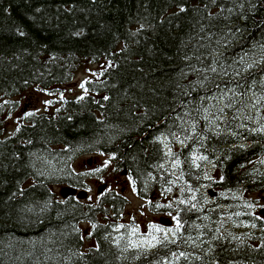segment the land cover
Segmentation results:
<instances>
[{"label": "trees", "instance_id": "obj_1", "mask_svg": "<svg viewBox=\"0 0 264 264\" xmlns=\"http://www.w3.org/2000/svg\"><path fill=\"white\" fill-rule=\"evenodd\" d=\"M100 62L83 99L32 115L8 137L0 127V264H264V223L235 200L264 193V0H0V97L64 86ZM164 137L184 193L219 194L211 209H174L181 237L197 219L208 246L137 249L115 222H97L108 209L117 216L120 195L96 205L55 198L54 186L84 188L69 163L96 153L140 197L166 189ZM82 223L96 225L87 251Z\"/></svg>", "mask_w": 264, "mask_h": 264}, {"label": "rangeland", "instance_id": "obj_2", "mask_svg": "<svg viewBox=\"0 0 264 264\" xmlns=\"http://www.w3.org/2000/svg\"><path fill=\"white\" fill-rule=\"evenodd\" d=\"M104 67L105 63L103 62L97 64L87 63L75 74L73 80L64 86L53 89L33 87L16 97H0V127L2 129V137L10 136L19 125L27 123V119L32 115L49 113L64 101L83 96L85 94V84L89 81H97L99 72ZM82 82L84 84V89H81L79 86ZM45 101H47V103H45ZM26 112L32 114L26 116ZM176 158L177 156L175 155L168 157V162L166 163L169 168L167 172L171 176L172 185L167 186L166 189L162 191L157 190L155 193H150L147 199H141L139 197L138 191H136L135 185L130 177L122 176L120 171L115 170L113 158L109 155L98 153L79 155L70 161L69 166L75 173H89V175H82L84 183V188H82V190L88 193V198L82 201L83 204L96 205L100 196L102 197V195L104 196L107 193L121 195L124 199V205L117 216L103 213L99 216L97 222L103 223L104 221H113L117 223L118 226H122L117 228V232L120 233L119 236L122 239H126L128 243L132 241L139 245L152 235L158 238L161 237V232L149 228V224H154L159 227L158 221L161 216H168L171 219L175 217V205H178L180 200H185L191 205L195 200L192 199L194 195L199 203L203 201L207 203V200L204 198L209 196V189L201 187L199 192L193 191L192 193H184V189L177 184L175 177L178 175L179 168L173 167L172 165V160ZM105 160L109 161L108 167L103 168L99 173L93 174L91 170L100 167ZM88 162H90V164H88ZM215 174L216 172H213L212 176L214 177ZM103 185H106V190L99 195L98 189ZM61 187L62 186H54L52 188L57 200H61L59 196ZM168 189H171V191H168ZM262 194L263 193H251L249 195H244V197L241 195L243 204L245 206L249 204L252 205L250 208L253 215L259 218L262 217L259 215L258 211V206L260 207L263 203V201H261ZM183 195H185L186 198H183ZM78 228L83 237V250L87 251L90 248H94L96 245L90 238L93 229L92 225L84 223L80 224ZM132 228H136L135 233H132ZM134 248L149 247L147 244H144L143 247L137 246Z\"/></svg>", "mask_w": 264, "mask_h": 264}, {"label": "flooded vegetation", "instance_id": "obj_3", "mask_svg": "<svg viewBox=\"0 0 264 264\" xmlns=\"http://www.w3.org/2000/svg\"><path fill=\"white\" fill-rule=\"evenodd\" d=\"M121 175L122 176H128L126 173L124 174V172H121ZM129 177V176H128ZM133 181V180H132ZM105 191V190H104ZM136 191H137V189H136ZM103 193V192H102ZM153 193H155V192H153ZM106 195V194H105ZM104 195V196H105ZM208 197H206V198H204L205 200H207V204H206V207H209L210 208V206H212V205H215V201H214V199H215V197L217 196V195H219V194H212V193H210V192H208ZM221 195H223V194H221ZM241 195L242 194H239V193H235V200H239V202H241V203H243V198H241ZM103 196V195H102ZM140 197V196H139ZM243 197H244V195H243ZM100 198H101V196H100ZM141 199L143 198V197H140ZM261 201H263V203L260 205V207L258 206V208H259V215H261L262 216V214L260 213V211L262 210V209H264V193L261 195ZM192 205H195V207H193V209L196 211V210H198V208H199V202H198V199L197 198H195V200H194V202H192L191 203ZM228 210V208L227 209H225V208H222L221 209V211H223V213H225L226 211ZM112 210H110V209H108V213H110V215H113L112 213ZM251 212H252V210H251ZM175 215H176V213H174ZM253 214V213H252ZM176 217V216H175ZM256 217V216H255ZM113 218V217H112ZM160 218H164V219H168L169 220V224L168 225H161L160 224V222L158 221V223H159V228H161V229H175L176 228V225H177V222H179V224L181 225V227H180V230H179V232H175V233H173V232H168L167 233V236L169 237L168 238V241H172L173 239H175V243H177V242H181L182 240H184V242H185V244H186V246H190V248H191V250L193 251V252H197L201 247H203L204 245H206V246H208V241H206V242H204L205 241V239H203V241H202V239L200 238V241H199V235L197 234V227H196V224H195V221L197 220V219H194V232H192L191 233V236L188 234V233H186V235H185V237L184 238H182L181 237V231H182V224H181V222L180 221H178L177 220V218H176V220H172L171 218H169L168 216H161ZM159 218V219H160ZM221 218H223V221H224V223L222 224V230H224V231H228L230 228H229V219L227 218V216H223V217H221ZM257 219H258V216H257ZM259 220H261L263 223H264V216H262L261 218H259ZM82 224H84V223H82ZM88 224H90V223H88ZM115 224V229H114V232H116L117 234H119L118 232H117V228H118V224L117 223H114ZM226 224V225H225ZM165 235V233H163V232H161V237H160V239H161V243H159V244H157L155 247H154V249H156L157 247H159L161 244H165L166 243V241H163V236ZM208 236V238H207V240L208 239H211V235H207ZM171 237V238H170ZM227 235H225L223 238V240L225 241L226 239H227ZM91 238V237H90ZM93 240V239H92ZM216 240V239H215ZM215 240H213V241H215ZM94 241V240H93ZM223 241V242H224ZM95 243V242H94ZM214 243V242H213ZM174 244V243H173ZM153 248V247H152ZM151 248V249H152ZM216 264V263H215Z\"/></svg>", "mask_w": 264, "mask_h": 264}, {"label": "snow or ice", "instance_id": "obj_4", "mask_svg": "<svg viewBox=\"0 0 264 264\" xmlns=\"http://www.w3.org/2000/svg\"><path fill=\"white\" fill-rule=\"evenodd\" d=\"M180 11H181V12L185 11V8L180 7ZM23 34H24L23 32L20 33V35H23ZM79 86H80L81 89H84V84H83V82H82ZM105 98L107 99V97H105ZM77 99H83V97H77ZM45 103H47V101H45ZM31 114H32V113H27V112L25 113L26 116H27V115H31ZM173 136H174V138H175L176 140H179V137H176L175 134H173ZM157 139H159V138H157ZM167 141H168V137H164L162 140H160V143L163 145L164 149H166V151H164L163 155L166 156V157H172V156H174L175 154L172 152L171 146L169 145V143H168ZM198 159H199V160H204L205 157H203V156H195V155H193V164H195L196 160H198ZM261 163H264V161H261ZM179 164H180V161H179L178 158L172 160V165H173V167H179ZM108 165H109V161H108V160H105V161L103 162V164H102L100 167H96V168L92 169L91 171H92L93 174H94V173H99V172L102 171L103 168H107ZM160 167H164V165L161 164ZM80 175H89V173H80ZM205 179H211V177H208V176L206 175V176H205ZM169 183H171V182H169ZM168 191H171V189H168ZM182 191H183V189H182ZM192 199H195V196H194V195H193ZM205 202H206V201H205ZM179 203H180V204H185L186 201H185V200H180ZM247 206H248V207H251L252 205L249 204V205H247ZM193 207H195V205H193ZM172 219H173V220H176V217H172ZM258 219H259V217H258ZM92 227L95 228L96 225L93 224ZM118 227H122V226H118ZM180 227H181V225L179 224V222H177L176 228H175L174 230H173V229H161V228H159L157 225L149 224V228L155 229L157 232H163V233H165V235L163 236V241H167V242H171V243H175V239H173L172 241H168L167 233H168V232H173V233H175V232H179ZM253 227H255V225H253ZM131 231H132V233H135V232H136V228H132ZM161 242H162V241H161L160 238H158V237L155 236V235H152L149 239H145L144 242H143L142 244L137 245V244L133 243L132 241H129V244H130L132 247H137V246L143 247L144 244H147V246H148L149 248H151V247H154L156 244H159V243H161ZM183 255H184V253H181V256H183ZM197 259H199V257H197Z\"/></svg>", "mask_w": 264, "mask_h": 264}, {"label": "water", "instance_id": "obj_5", "mask_svg": "<svg viewBox=\"0 0 264 264\" xmlns=\"http://www.w3.org/2000/svg\"><path fill=\"white\" fill-rule=\"evenodd\" d=\"M88 164H90V162H88ZM124 174H125V172H124ZM104 188H105V186L100 187L98 189V193H101L104 190ZM59 195H60L61 199H63V200H65L69 197L76 198L77 200H84L87 198V193L85 191L76 190L75 188L68 187V186L60 188ZM260 213L264 216V209H262L260 211ZM159 222L162 225H168L169 224L168 219H160Z\"/></svg>", "mask_w": 264, "mask_h": 264}, {"label": "bare ground", "instance_id": "obj_6", "mask_svg": "<svg viewBox=\"0 0 264 264\" xmlns=\"http://www.w3.org/2000/svg\"><path fill=\"white\" fill-rule=\"evenodd\" d=\"M180 199V198H179ZM205 203V202H204ZM207 204V203H206ZM211 209V208H210ZM169 238V237H168ZM171 238V237H170Z\"/></svg>", "mask_w": 264, "mask_h": 264}]
</instances>
